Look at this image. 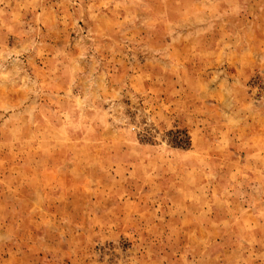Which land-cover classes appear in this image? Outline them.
<instances>
[{
  "label": "rangeland",
  "instance_id": "1",
  "mask_svg": "<svg viewBox=\"0 0 264 264\" xmlns=\"http://www.w3.org/2000/svg\"><path fill=\"white\" fill-rule=\"evenodd\" d=\"M0 264H264V0H0Z\"/></svg>",
  "mask_w": 264,
  "mask_h": 264
}]
</instances>
